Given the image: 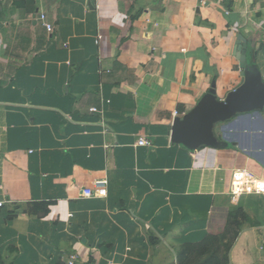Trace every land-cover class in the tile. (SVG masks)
I'll return each mask as SVG.
<instances>
[{
  "label": "crops",
  "instance_id": "1",
  "mask_svg": "<svg viewBox=\"0 0 264 264\" xmlns=\"http://www.w3.org/2000/svg\"><path fill=\"white\" fill-rule=\"evenodd\" d=\"M243 72L264 83V0H0V264H189L238 211L258 226L226 264H264V105L214 123L216 147L171 141Z\"/></svg>",
  "mask_w": 264,
  "mask_h": 264
},
{
  "label": "water",
  "instance_id": "2",
  "mask_svg": "<svg viewBox=\"0 0 264 264\" xmlns=\"http://www.w3.org/2000/svg\"><path fill=\"white\" fill-rule=\"evenodd\" d=\"M246 40L238 35L235 43V58L241 70L246 63ZM243 82L224 102L207 94L189 113L174 119L171 125V141L191 149L199 145L216 147L211 126L229 120L236 114L259 111L264 105V83L259 74L243 72Z\"/></svg>",
  "mask_w": 264,
  "mask_h": 264
},
{
  "label": "rangeland",
  "instance_id": "3",
  "mask_svg": "<svg viewBox=\"0 0 264 264\" xmlns=\"http://www.w3.org/2000/svg\"><path fill=\"white\" fill-rule=\"evenodd\" d=\"M245 123V120L239 122L240 125ZM257 226L253 219L239 213L235 216L221 215L211 223L207 242L192 251L189 264H207L209 259L213 260L212 264H226L237 234L243 229Z\"/></svg>",
  "mask_w": 264,
  "mask_h": 264
},
{
  "label": "built area",
  "instance_id": "4",
  "mask_svg": "<svg viewBox=\"0 0 264 264\" xmlns=\"http://www.w3.org/2000/svg\"><path fill=\"white\" fill-rule=\"evenodd\" d=\"M39 21L45 27L46 31L51 32L52 26L46 22V18L43 14L39 16ZM92 111H95L92 109ZM139 146H147L148 142L146 139L140 137L137 141ZM107 181L105 179L96 180L92 183L90 188H82L81 191L84 197H96V198H105L107 195L106 192ZM3 206V203L0 202V208ZM69 264H72L71 262Z\"/></svg>",
  "mask_w": 264,
  "mask_h": 264
},
{
  "label": "trees",
  "instance_id": "5",
  "mask_svg": "<svg viewBox=\"0 0 264 264\" xmlns=\"http://www.w3.org/2000/svg\"><path fill=\"white\" fill-rule=\"evenodd\" d=\"M32 214H35V215H46L48 213V205L47 204H44V203H36V204H33L32 205V210H31ZM242 214L244 215L241 211H238L236 213H229L228 215L229 216H235L237 214ZM245 216V215H244ZM149 235V241L152 245H154L157 240L153 237L152 234L148 233ZM213 260L212 259H209L208 260V263L207 264H212Z\"/></svg>",
  "mask_w": 264,
  "mask_h": 264
}]
</instances>
